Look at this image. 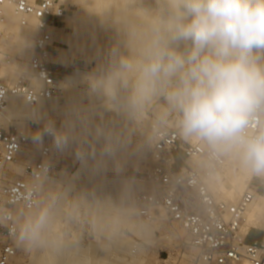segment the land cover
<instances>
[{
  "label": "clouds",
  "instance_id": "1",
  "mask_svg": "<svg viewBox=\"0 0 264 264\" xmlns=\"http://www.w3.org/2000/svg\"><path fill=\"white\" fill-rule=\"evenodd\" d=\"M145 11L146 23H119L126 50L113 48L108 66L86 78L90 95L123 113L149 143L171 129L264 179V0H158L156 9ZM45 134L63 149L72 130L49 120L32 138L40 142ZM120 143L107 133L102 157L115 154ZM47 175L44 167L34 171L33 202L11 214L0 211V227L18 248L72 256L79 244L68 230L85 219L98 239L121 234L123 215L109 200L37 182Z\"/></svg>",
  "mask_w": 264,
  "mask_h": 264
},
{
  "label": "built area",
  "instance_id": "2",
  "mask_svg": "<svg viewBox=\"0 0 264 264\" xmlns=\"http://www.w3.org/2000/svg\"><path fill=\"white\" fill-rule=\"evenodd\" d=\"M11 7L21 26L34 25L37 34L29 60L32 76L41 87H35L29 79L20 77L5 83L0 80V114L14 97L22 98L34 109L41 102H48L57 93V69L51 63L56 47L51 27H58L67 16L59 0H0V62L12 63L14 57L7 51L3 25L6 23L5 8ZM29 132L18 128L14 120H0V211L10 214L33 202L37 193L30 186L34 171L46 168L47 177L37 176L43 185L52 179L60 167L53 146L54 138L43 135L42 141H34L36 131L45 124L31 122ZM258 122H253V130ZM36 126V128H35ZM57 129L60 127L55 123ZM148 167L138 173L135 181L145 187L135 197L137 216L153 222L164 216L186 232L187 245L196 248L203 264H264V233L261 239H252L249 229L244 231L246 214L264 188V179L253 178L248 189L235 204L219 200L209 188L214 171L223 167L224 157H215L200 143L181 140L174 130L162 134L151 143L148 151ZM190 160L208 164L206 169L194 168ZM22 167V173H13ZM11 219V215L9 216ZM0 264H11L17 256L9 230L0 227Z\"/></svg>",
  "mask_w": 264,
  "mask_h": 264
},
{
  "label": "bare ground",
  "instance_id": "3",
  "mask_svg": "<svg viewBox=\"0 0 264 264\" xmlns=\"http://www.w3.org/2000/svg\"><path fill=\"white\" fill-rule=\"evenodd\" d=\"M59 4L62 6L70 5L77 7L79 9V14L77 16H66L64 19L65 26L63 28L51 27L50 31L52 32L53 41L57 40L62 45L56 47V53L50 60L51 63H57L68 67L72 65L74 59H78L93 63L98 72L101 67L106 68L108 66L111 56L106 66L100 65L99 59L100 56H102L103 47L96 50H93L94 48L92 47H86L89 41L87 43L85 41H87L86 39L89 31L92 34L96 32L95 34L101 33L100 35L112 37L114 41L111 42V45L123 52L126 50V36L119 23L125 20H132L139 23L143 19V13L147 8H155L158 6V0H59ZM5 15L6 23L2 28L6 27L7 29H3L5 34L2 37V41L5 42L4 38L9 34L7 31L11 32L14 30L18 32L17 35L19 34L18 36H20V40L17 42L19 49L18 56H20L19 59L21 60L20 63H28L29 65V60L32 55L31 52L34 47L31 43L29 44L28 39L34 34L33 32L36 29L33 24L28 27L21 26L18 17L14 15L12 8L9 6L5 8ZM113 16L115 19H110ZM12 33L14 34L13 31ZM91 33L88 35H92ZM100 35L99 37L101 38ZM95 38L97 39L98 37ZM89 46L91 45L89 44ZM8 65H10V63L0 62L1 70L6 69ZM29 74L30 76L28 79L31 84L35 87H41V83L36 78H34V83L32 72H29ZM87 76L88 71L74 68L70 74L65 75L60 81H57L56 86L59 91V96L55 95L48 102L39 103L34 109H31L22 98H12L4 111L0 114V120H14L18 128L29 132L32 127L31 122L40 121L42 124H45L49 119L58 117L61 120L63 129L70 127L72 130V124L74 125V123H72L74 118L71 114L72 105H61L59 99L66 97L70 98L72 93L80 91V87L83 86ZM83 98H85V100L89 99L92 103L97 99L102 101L101 108L98 106L101 110L98 111V109L96 113L92 110L94 113L90 117L88 123V130H90L92 135L90 143L93 147L88 149L85 155L86 157L80 161L77 171L71 178H68L66 176L68 173L66 174L63 170L56 172L57 179L56 182L54 181V185L59 187L64 182H67L68 185H66L69 190L70 185H80L82 188H85V194L94 193L100 198L109 200L111 205L119 206L122 212L135 215V212H137L135 197L138 193L144 191L145 187H131L128 185V179L119 177L108 178L107 176V173L117 174L124 169L121 162L124 152L123 138L127 132V128L125 127L123 130L122 127L126 125L128 118L121 112L107 108L103 99L100 97L86 93L82 95L80 99L82 100ZM76 102L79 104L77 100ZM80 103H82V101ZM144 121L150 122L151 119L149 116H145ZM107 133H112L114 137H118L121 143L115 154L102 157V148ZM142 135L143 138H146L144 134ZM192 143L196 142L193 141ZM59 151L63 156H68L69 154L67 153L68 149L66 147L59 149ZM225 158L227 162L224 163L223 167L213 172L208 184L211 191L219 200L228 204H235L248 189L254 177L241 169L233 159L224 157V159ZM59 162L57 158L56 163ZM92 162L95 164L92 165ZM189 164L198 169H206L209 167L207 163L200 160H190ZM129 168L136 170L138 165L133 161H129L125 170ZM96 170L100 172H98L97 175L92 174V172ZM13 173L21 174L22 167L14 168ZM79 181H83V183ZM124 192H126V199L121 198V194ZM129 220L127 219V222L124 221L126 231L123 236L119 235L114 240H107L108 243L97 244L98 249H100L99 252H102L100 257L105 264H141L142 262L151 260L153 257L151 251L149 252L146 249L147 245L151 247H167L166 245H170V243L187 244L186 232L182 227H180L181 229L175 228L174 232L164 234L163 237L159 239L153 224ZM263 222L264 194H258L246 214L244 231L247 232L251 228H257ZM68 232L70 240L79 244V248L75 254L57 258L46 252H29L28 264H89V255L94 241H87V243L84 244L80 236H73L70 229ZM134 238H139L142 243H137L133 240ZM187 248L190 249L193 247L188 245ZM15 259L16 258H14L13 261ZM240 263L249 264V262L245 260ZM200 264L203 263L200 261Z\"/></svg>",
  "mask_w": 264,
  "mask_h": 264
},
{
  "label": "rangeland",
  "instance_id": "4",
  "mask_svg": "<svg viewBox=\"0 0 264 264\" xmlns=\"http://www.w3.org/2000/svg\"><path fill=\"white\" fill-rule=\"evenodd\" d=\"M63 7L66 9V12H67L66 15L67 16H77L79 14V9L77 7L70 6V5H63ZM157 7L147 8L146 10H154ZM110 19H115V17L113 16ZM148 21H149V15L147 14L146 11H144L143 19L139 23H146ZM57 26L60 28H63L65 26V21H64V23L62 22ZM3 29L6 30L7 28L5 27ZM12 31L14 32V34L12 33ZM12 31L11 32L7 31L9 34H7L6 37L4 38V40H5L4 43L6 45V48H7V51L9 52V54H11L15 58L10 65L6 66V69L1 70V66H0V80L4 81L5 83H9L10 81H15L20 77H24L25 79H28V77L30 76L29 72H31L29 69L28 63L27 64H21L20 63L21 60L19 59L20 56H18L19 55V53H18L19 49H18V43H17L20 40L19 39L20 36H18L19 34L17 35L18 32L14 31V30H12ZM33 33L34 34H32V36L28 39L29 44L31 43L32 45H33L34 37L37 34L36 30ZM89 33H91V32L89 31ZM95 33H93V34L91 33L92 35L87 34V39H86L87 41H85V42L86 43L88 41L89 42L86 44L88 46H86V45H84V46L92 47V48H94L93 50H96V49H99L100 47H103L102 48L103 52L101 53L102 56H100L99 62H100L101 66H106L107 62L110 59L109 57L111 56L110 52H112L113 48H115V46L111 45V42H113L114 39L112 37H106L105 35H100L101 33H99V34H95ZM99 35L101 36V38L99 37ZM95 37H98V38L96 39ZM8 42L12 43V44H9ZM89 44L91 46H89ZM94 45L96 46V48ZM98 45H99V47H98ZM31 54H32V52H31ZM81 64L87 65L86 70L89 71L90 74H94L97 72L93 63L87 62V61H81ZM71 70L72 69H68L66 73H63V74L61 73V75L57 74V80L61 79V77L63 75L70 74ZM57 73H58V71H57ZM33 79H34V77H33ZM34 83H35V79H34ZM86 93L89 94V86H88L87 82L85 84H83V86L80 87V91L72 93L70 98L66 97V98H60L59 99V102L61 105L62 104L72 105L71 106V114L74 118V120L72 122V123H74V125L72 124V127H73L72 128V135H71V138L69 139L68 144L65 146L68 149L67 153H69L70 155L69 154H68V156L67 155L66 156L61 155L59 149H57L53 143L57 158L61 162V163L59 162L60 167L57 169V172L61 171V170L65 171L66 174L68 173V175H66L68 178H71L72 175L77 171V169L79 167V163H80V161H82L84 159V157H86L85 155L88 152V149L93 147V145L90 143V139H92L91 138L92 135H91L90 130H88V128H89L88 123H89V119L93 115V113L94 112L96 113V111L99 109V107L101 108V105H102V101L98 100V99L94 100L93 103H92V101L90 102L89 99L85 100V98H83L84 100L83 99L81 100L80 98L82 97V95H85ZM56 95L59 96V91ZM76 100L79 102V104L76 102ZM81 101H82V103H80ZM92 110L94 112H92ZM100 110L101 109H99L98 111H100ZM146 116H149V118L152 119L150 114H148ZM49 120L54 121L55 123H57V125L60 127V129H63L62 125H61L60 118L53 117ZM38 122L42 124V122H40V121H38ZM150 122L144 121L143 128L147 129L150 126ZM31 126H32V123H31ZM125 127L127 128V132L123 138L124 152L122 155V162H121L122 167L124 169L117 174L116 173L115 174L114 173H107V176H108V178L119 177V178L128 179L129 180L128 181L129 186L138 187L141 185L138 182H136L135 179H136L138 173H143L146 170V168L148 167L149 160H148L147 156H148V151L151 147V143H149L146 138H143L142 134H144V136H145L144 131L142 129L134 126V124L132 123L131 120L128 119V122L126 123V125L124 127H122V129L124 130ZM35 128H36V126H35ZM75 156H77V157H75ZM129 161H133L134 163H136L138 165V168L136 170L130 169V168L125 170V168L127 167V163ZM226 162L227 161L225 158V163ZM94 164L95 163L92 162V165H94ZM98 172H100V171L96 170L95 172H92V174L97 175ZM56 179H57V175L55 174V176L52 179H49L48 181H46L44 183V186L45 187H53V188H66L67 187V185H68L67 182H64L61 186L56 187L54 185V183L56 182ZM79 182L83 183V181H79ZM141 187L144 188V186H141ZM69 188H70V195L82 194V193H84V190H85V188H82V186H80V185H70ZM119 205H120V203H119ZM112 206L114 207L115 210L120 211L123 215V224H122V229H121L122 235L120 234V236H123L125 231H126V227H124V226H126L124 221H126L127 219L128 220L130 219L129 221L136 220L137 222H141V223L153 224L156 228V235L158 236L159 239H161V237H163L164 234H170V233L174 232L175 228L181 229L178 224L170 223L164 216H158L157 220H155L153 222H147V221H144L143 219L139 218L137 216L136 212H135V215L132 213H124V212H122V210L119 206H116V205H112ZM131 218H133V219H131ZM251 229L253 231H257L263 235V233H264V222L259 227L251 228ZM70 230L72 231L73 236H80L82 238V242L84 244L87 243V241H94L93 242L94 245L91 246V253L89 255V264H105L103 262L102 258L100 257L102 252H99L100 249H98L97 244L108 243V241L104 238L98 239L96 237V235L93 234L89 230V227L87 224V219L82 221L80 224L76 225L75 228H70ZM135 238L133 239L134 241H136L137 243H142V241L139 238H137V239H135ZM1 242H4V241L0 238V244H1ZM166 246L167 247H158V246L156 247L155 246L156 247L155 248L154 246L151 247V246L147 245L146 249L149 252L151 251V254L153 255V257L151 260L142 262L141 264H187V263L200 264V261L198 259L199 252L197 249H195V248L188 249L187 248L188 245L187 244L185 245L183 243H178V244L170 243V245H166ZM99 253H100V255H99ZM28 256H29V252L24 251V250L17 247V256L15 257L16 259L13 261L12 264H28V262H27Z\"/></svg>",
  "mask_w": 264,
  "mask_h": 264
},
{
  "label": "crops",
  "instance_id": "5",
  "mask_svg": "<svg viewBox=\"0 0 264 264\" xmlns=\"http://www.w3.org/2000/svg\"><path fill=\"white\" fill-rule=\"evenodd\" d=\"M56 42H59V41H57V40H55ZM60 43V42H59ZM56 53V52H55ZM54 53V54H55ZM82 61V60H81ZM81 61L80 60H78V59H74L73 60V62H72V65H70V66H68V67H66V66H63V65H60V64H57V63H53V64H55L56 65V67L54 66V68H56L57 70H58V75H61V73L63 74V73H66L67 72V70L68 69H74V68H78V69H83V70H86L87 69V65H83V64H81ZM85 63V62H84ZM72 69V70H73ZM71 70V71H72ZM87 71V70H86ZM67 75V74H66ZM90 75V72L88 71V76ZM65 75H63L62 77H61V79L64 77ZM87 76V77H88ZM61 79H59V80H57V81H60ZM87 82V79L85 80V82H84V84ZM251 238L252 239H261L262 238V234L261 233H259V232H257V231H252L251 232Z\"/></svg>",
  "mask_w": 264,
  "mask_h": 264
},
{
  "label": "trees",
  "instance_id": "6",
  "mask_svg": "<svg viewBox=\"0 0 264 264\" xmlns=\"http://www.w3.org/2000/svg\"><path fill=\"white\" fill-rule=\"evenodd\" d=\"M264 193V188H262L261 190H260V194H263Z\"/></svg>",
  "mask_w": 264,
  "mask_h": 264
}]
</instances>
